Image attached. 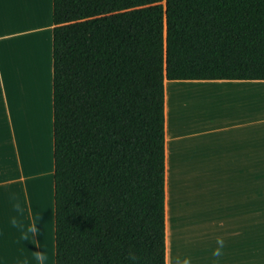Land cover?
Instances as JSON below:
<instances>
[{"label":"trees","instance_id":"trees-1","mask_svg":"<svg viewBox=\"0 0 264 264\" xmlns=\"http://www.w3.org/2000/svg\"><path fill=\"white\" fill-rule=\"evenodd\" d=\"M164 1L53 0L56 264H166L165 80L264 81V0Z\"/></svg>","mask_w":264,"mask_h":264},{"label":"crops","instance_id":"crops-1","mask_svg":"<svg viewBox=\"0 0 264 264\" xmlns=\"http://www.w3.org/2000/svg\"><path fill=\"white\" fill-rule=\"evenodd\" d=\"M2 1L0 0V264H40L36 259L37 253H43L47 257L43 264H56L53 0H23L16 4L6 0L4 7ZM176 81H196L197 84L218 87L217 89H220L219 84L230 83L235 84V87H229L234 92L241 90L239 87L245 85L242 83L264 82ZM170 82L165 80V109ZM171 94H174V89ZM171 102L172 97L169 104ZM170 110L168 105L167 114L165 112L166 264H181L178 261L184 251L181 247L178 248V243L181 242L179 238H184L186 242L187 229L190 225L194 227L197 215V178L201 179L197 165L200 157V152L197 151L199 144L192 139L222 130L214 127L206 128L205 131L187 128L185 122L177 119L174 114L176 111L172 115ZM227 130L229 129L223 131ZM232 153L234 154L232 149L230 152L225 149L223 154ZM213 159L221 158L214 156ZM251 159H254V163L247 166L245 173L242 166L236 177L243 183V187L239 188L240 196L239 191L237 197L228 194L222 202L223 213H228L227 222L235 230L234 234L238 239L233 256L237 264H257V166L264 164V161ZM233 162L239 165L247 163L240 158L238 161H227V165L231 166ZM15 163H18L19 170ZM221 163L224 164V161L221 160ZM14 172L20 174L18 180H15ZM166 176L169 180L167 216ZM222 176L223 186L227 183L228 187H225L231 192V183L235 178L228 172ZM247 183L251 187L250 193L246 191ZM17 203L21 206L20 211L15 207ZM27 211L39 227L36 239L30 236L28 239L23 238L26 233ZM14 218L17 221L15 226L12 223Z\"/></svg>","mask_w":264,"mask_h":264},{"label":"rangeland","instance_id":"rangeland-1","mask_svg":"<svg viewBox=\"0 0 264 264\" xmlns=\"http://www.w3.org/2000/svg\"><path fill=\"white\" fill-rule=\"evenodd\" d=\"M9 1L14 4L17 1L23 2V0ZM2 2V7H4L6 0ZM195 82L171 81L168 84V96L172 97V102L169 104L170 114L171 111L172 115L176 111L174 114L177 115V119L185 122L187 128L204 130L214 127L222 131L192 139L199 144L197 151L200 152L199 161H197L198 173L201 176V179L197 178L196 186L195 210L197 215L195 214L194 227L190 225L187 229L186 242L183 237L182 240L179 238L181 242L178 243V248L181 247L184 254L181 255L178 263L183 264V261L187 259L190 264H237L233 256L236 253L238 239L234 234L235 230L231 229L227 222L229 221L228 213H223L222 202L228 194L231 197L232 195L237 197L239 191L240 196L239 188L243 187V183L239 182L236 177L242 166L245 173L247 166H250L251 162L254 163V159L251 158L264 161L262 159L264 158V82L242 83L245 85L239 87L241 90L236 92H226L222 89L235 84H219L220 89H217L218 87L211 88L209 85ZM173 89L174 94L172 95ZM226 129L229 130L223 131ZM228 148L232 149L234 154H223L225 149L230 152ZM214 156L221 159L215 160ZM240 158L247 163L239 165L233 162L231 166L227 165V161H238ZM221 160L224 164H220ZM15 164L19 170L18 163ZM30 172L32 174V169ZM227 172L235 178L231 183V192H228L226 188L227 183L226 187L223 186L222 174ZM257 172L259 205L256 254L257 264H264V164H258ZM14 173L15 180H18L20 174ZM249 183H247L246 191L250 193ZM233 218L234 216L231 219ZM25 220L27 232L28 227L33 223L31 213L29 215L28 211ZM184 231H186L185 227ZM28 236L32 237L31 233H28ZM218 239L223 240L220 257L213 254L218 247ZM249 245L248 242L247 247Z\"/></svg>","mask_w":264,"mask_h":264},{"label":"clouds","instance_id":"clouds-1","mask_svg":"<svg viewBox=\"0 0 264 264\" xmlns=\"http://www.w3.org/2000/svg\"><path fill=\"white\" fill-rule=\"evenodd\" d=\"M15 207H16V209L18 211L21 210V206H20L19 203H17L15 205ZM12 223H13L14 226L17 224V221H16L15 218L12 220ZM28 233H31L33 239L38 238L39 228L37 227L35 222H33L32 225L30 227H28L27 232L24 234V237H23L24 239H28L29 238ZM217 244H218V247L214 251L213 254L216 257H220L222 255L221 249L223 248V240L222 239H218L217 240ZM46 258L47 257L43 253H37L36 254V259L40 261V264H43V262L46 260ZM183 264H190V261L185 259L183 261Z\"/></svg>","mask_w":264,"mask_h":264},{"label":"bare ground","instance_id":"bare-ground-1","mask_svg":"<svg viewBox=\"0 0 264 264\" xmlns=\"http://www.w3.org/2000/svg\"><path fill=\"white\" fill-rule=\"evenodd\" d=\"M39 28V27H38ZM36 29V28H35ZM46 85H47V83H46ZM45 85V86H46ZM222 89H224V91H226V92H231V91H233L234 92V90H232V89H227V88H222ZM195 90H198V89H195ZM195 90H191V91H195ZM169 96L168 95H166V109H165V112H166V114H167V111H168V105H169ZM166 180H167V193H166V216L168 215V177L166 176ZM37 253V252H36ZM167 259H168V254H167ZM168 261V260H167ZM167 264H168V262H167Z\"/></svg>","mask_w":264,"mask_h":264},{"label":"water","instance_id":"water-1","mask_svg":"<svg viewBox=\"0 0 264 264\" xmlns=\"http://www.w3.org/2000/svg\"><path fill=\"white\" fill-rule=\"evenodd\" d=\"M164 5H165V7H166V0L164 1ZM165 37H166V33H165ZM166 72V71H165Z\"/></svg>","mask_w":264,"mask_h":264}]
</instances>
